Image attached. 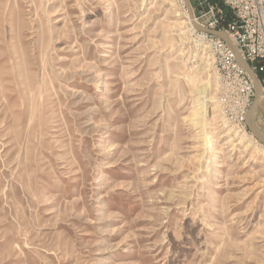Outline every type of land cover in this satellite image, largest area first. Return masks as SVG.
Returning <instances> with one entry per match:
<instances>
[{"label": "rangeland", "instance_id": "rangeland-1", "mask_svg": "<svg viewBox=\"0 0 264 264\" xmlns=\"http://www.w3.org/2000/svg\"><path fill=\"white\" fill-rule=\"evenodd\" d=\"M181 1L0 0V264H264V144Z\"/></svg>", "mask_w": 264, "mask_h": 264}, {"label": "built area", "instance_id": "built-area-1", "mask_svg": "<svg viewBox=\"0 0 264 264\" xmlns=\"http://www.w3.org/2000/svg\"><path fill=\"white\" fill-rule=\"evenodd\" d=\"M230 14L210 0H195L199 25L227 33L231 49L217 33L197 34L208 42L219 68L221 104L226 124L245 127V115L256 93V84L244 67L250 66L261 84L264 102V0H220ZM231 109V116L227 110Z\"/></svg>", "mask_w": 264, "mask_h": 264}, {"label": "water", "instance_id": "water-1", "mask_svg": "<svg viewBox=\"0 0 264 264\" xmlns=\"http://www.w3.org/2000/svg\"><path fill=\"white\" fill-rule=\"evenodd\" d=\"M185 2V6L187 8V11L189 13V16H190V19H191V22L193 24V26L200 32H208V33H217L219 34L226 42L227 46L231 49V43H230V40L227 38L225 32L223 31H219V30H213V29H209V28H206L204 26H201V25H197L195 22H194V14H193V10L191 8V5H190V1L189 0H184ZM246 68V70L249 72V74L252 76V78L254 79L255 83H256V86L258 88L257 90V93L251 103V107L249 108V110L247 111L246 113V116H245V123L248 127V129L251 131V133L254 134V136L261 142H264V135L263 134H260L258 133L257 131L254 130V128L252 127L251 125V122H250V119H249V114H250V111L252 110V108L254 106H256V103H258V99H259V96H260V93H261V84H260V80L258 79V77L256 76V74L252 71V69L248 66V65H245L244 66Z\"/></svg>", "mask_w": 264, "mask_h": 264}, {"label": "bare ground", "instance_id": "bare-ground-1", "mask_svg": "<svg viewBox=\"0 0 264 264\" xmlns=\"http://www.w3.org/2000/svg\"><path fill=\"white\" fill-rule=\"evenodd\" d=\"M190 1V0H189ZM181 3L184 5V8H185V11H186V15H185V17H184V21H185V23H186V25H187V27H188V29H191L192 30V28L194 29V30H196L197 31V29L193 26V24H192V22H191V19H190V16H189V13H188V11H187V8H186V6H185V2H184V0H182L181 1ZM190 5H191V8H193L194 6H192V4H191V1H190ZM193 10V9H192ZM193 14H194V10H193ZM195 15V14H194ZM194 22L197 24V25H199L198 24V22L195 20V18H194ZM219 31H222V30H219ZM224 32V31H223ZM204 33H206V32H204ZM226 34V36H227V38H228V35H227V33H225ZM199 38H202V37H199ZM229 39V38H228ZM203 41H204V39H202ZM225 41V40H224ZM202 62V61H201ZM250 67V66H249ZM257 76V75H256ZM252 77V76H251ZM259 79V78H258ZM254 80V79H253ZM255 82V81H254ZM256 84V83H255ZM256 89L258 90V88H257V86H256ZM257 90H256V93H257ZM256 93H255V95H256ZM255 95L253 96V98H252V101H253V99H254V97H255ZM262 100L263 101V99H262V97H261V93H260V96H259V99H258V103H259V100ZM258 103H256V106H254L253 108H252V110L250 111V116H249V119H250V122H251V125H252V127L254 128V130L255 131H257L258 133H260V134H263L264 135V133H262L258 128H256L254 125H253V123H252V114H253V112L255 111V108L257 109L258 108ZM216 107V106H215ZM250 107H251V105H250ZM246 116V115H245ZM235 134H236V138H239V143H243L245 140H246V138H245V135H249L252 139H254L255 140V137H254V134L253 133H239V132H235ZM249 140V139H248ZM263 144H264V142H262Z\"/></svg>", "mask_w": 264, "mask_h": 264}]
</instances>
